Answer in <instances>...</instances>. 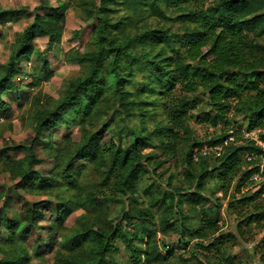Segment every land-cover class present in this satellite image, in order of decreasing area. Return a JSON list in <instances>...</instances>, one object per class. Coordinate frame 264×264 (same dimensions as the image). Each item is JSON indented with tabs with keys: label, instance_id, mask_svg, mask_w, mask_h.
Wrapping results in <instances>:
<instances>
[{
	"label": "rangeland",
	"instance_id": "obj_1",
	"mask_svg": "<svg viewBox=\"0 0 264 264\" xmlns=\"http://www.w3.org/2000/svg\"><path fill=\"white\" fill-rule=\"evenodd\" d=\"M97 2L98 0H0V66L5 65L9 54L19 47V38L34 17L50 15L61 3L68 7L59 43L49 46L46 38L36 36L32 43L35 53L17 62L19 68L14 79V90L3 96L7 107L4 112H0V151L21 147L20 151L13 153L19 160L33 155L34 160L38 161L34 170L50 179L52 186L38 192H27L22 188L20 178L11 179L3 172V162L0 161V223L22 222L26 211L34 204H38L36 211L44 215V221L38 225V229L28 236L19 232L11 235L0 225V264L94 263L97 258L92 252L96 249V243L92 238H86L87 232L110 234L115 230L128 239L135 238L131 240L132 246L141 253L144 251V240L155 234L161 251L172 252L170 264H181L177 262L178 259H185V264H225L227 257H236L234 264H264V222L257 227L246 222L252 206L240 202L249 193H253V186L243 178L240 188L236 190L241 178L235 179L227 188L216 178V174H209L202 184L200 194L204 203L197 206L199 210L192 209V205L186 202L179 208L183 217H188L189 228L193 230L200 226L201 209L219 211L218 233L201 242L204 247L216 245L215 250L206 251L194 245L193 239L189 240L186 250H182L177 234L159 233V224L163 218L169 219V223H174L177 231L179 230V216L167 212L166 200H169L170 191L177 190L178 194L194 192V182L183 161L188 152V144L191 140L197 143L207 142L209 138L224 131L223 124H218L216 128H206L196 122L201 113L208 109L205 104L207 98L202 93L195 96L197 106L189 113L190 119L185 132L178 131L181 140L176 156L166 160L154 172L149 168L150 173L141 178L136 193L131 196L124 195L117 189L115 175L107 176L99 160L90 162L88 158H84L73 162L69 168L66 166L78 148L91 136L94 137L93 146L97 145L99 137V152L104 154V149L111 144L113 149H124L132 132L146 136L155 126L166 123L165 103L156 97L160 88L153 85L152 77L141 72L142 66H136L135 71L122 76L119 86L115 85L114 76L109 74L108 67L105 66L100 74L106 84L102 102L86 116L69 113L66 127H57L35 135L37 115L52 111L64 98L70 84L87 76L86 65L71 61L95 51L96 41L90 36L94 23L86 24L83 39H78L76 35L80 30L81 20L85 18V11L94 9ZM114 9L112 18L125 26L124 32L118 30L114 34L117 41H127L135 35L147 33L149 36L144 42L156 44L160 41L157 32L167 31L170 34L179 30L178 24L169 20L178 16L175 7L164 8L163 12L153 14L141 10L136 12L133 7L126 10L116 6ZM163 45L164 42L154 47L148 58L159 53ZM137 47L135 44L130 49L140 58L143 51L141 47ZM150 49V46L144 47L145 52ZM164 50L169 54L176 51L171 48ZM43 64L47 65V71ZM124 65L123 60L120 67ZM122 93L127 95L128 100L125 114L119 111L118 106V95ZM231 124L229 129L232 133L228 132L226 143L212 149L203 146L194 154L192 169L196 173L201 170L211 171L215 167V160L224 152L222 147L231 144L239 146L241 137L238 131L246 127L245 123L239 118L234 119L233 123L231 121ZM142 155L150 157V167L156 165L157 161H163L159 149H146ZM103 157L107 159L106 154ZM107 163L106 169L109 167ZM244 170L246 166L242 165L241 171ZM66 175L72 179L69 186L63 180ZM164 195L167 198L162 202ZM257 203L264 208V202ZM62 204L65 219L59 224L57 219ZM139 211H147L153 217L143 228L134 220L130 223L125 220L126 213ZM218 237L225 238L219 240L220 245H217ZM162 245L166 248L164 251ZM113 246L115 251L106 258L107 261L132 264L130 253L119 239L114 241Z\"/></svg>",
	"mask_w": 264,
	"mask_h": 264
},
{
	"label": "trees",
	"instance_id": "obj_2",
	"mask_svg": "<svg viewBox=\"0 0 264 264\" xmlns=\"http://www.w3.org/2000/svg\"><path fill=\"white\" fill-rule=\"evenodd\" d=\"M116 6L126 10L133 7L136 12L141 10L152 14L163 12L164 8L175 7L178 16L169 20L177 23L179 30L170 34L167 31L157 32L160 41L156 44L144 42L149 36L147 33L135 35L127 41H117L114 34L118 30L124 32L125 26L112 18ZM67 8V4L61 3L51 11L50 15L34 17L20 36L19 47L9 54L6 64L0 66V112H4L7 107L3 99L4 94L14 90V79L19 68L17 62L35 53L32 43L36 36L46 38L49 46L59 43ZM84 14L85 18L81 20L76 37L83 39V33L87 29L86 24L94 23L95 27L90 36L96 41L95 51L83 57L73 58L71 62L86 65L87 76L71 83L64 98L52 111L37 115L35 135L49 132L57 127H66L69 113L86 116L92 108L102 102L106 93V84L100 74L105 66L108 67L109 74L114 76L116 86L121 84L122 76L135 71L136 66H142L141 72H146L152 77L153 85L160 88L156 97L161 98L165 103L166 123L155 126L146 136L132 132L124 149L121 147L113 149L111 144L104 149L107 161L103 157L104 154L99 152V137L97 145L93 146L94 137L91 136L78 148L66 166L69 168L70 164L84 158H88L90 162L99 160L107 176L115 175L117 189L124 195L131 196L136 193L141 178L150 173L149 168L154 172L156 168L164 165L166 160L176 156L181 140L178 131L185 132V126L190 119L189 113L197 106L195 96L202 93L207 98L205 104L208 109L201 113V117L197 118L196 122L206 128H216L218 124H223L224 131L209 138L207 142L197 143L191 140L188 144V152L183 157V161L190 179L194 182V192L178 194L179 191L172 190L169 200H166L167 196L164 195L162 202L163 200L168 202L167 212L179 216L177 219L180 221L179 232L174 223L170 224L169 219L163 218L159 224V233L177 234L182 250H186L190 239H193L194 245L206 251L215 250L216 245L204 247L201 242L218 233L219 211L201 209L200 226L197 230H193L189 228L188 217H183L179 208L186 202L192 205V209L199 210L197 206L204 203L200 194L202 184L209 174H216V178L227 188L235 179L241 178L236 186L238 190L242 178L244 181H249L255 173L254 169H249L247 166L246 170L241 171L243 165L241 155L256 151L249 145L231 144L222 147L224 152L215 160V167L211 171L201 170L196 173L192 165L194 154L203 146L212 149L226 143L227 134L231 131L229 127L234 119L240 118L248 130L260 128L264 123V0H98L94 9L87 10ZM162 42L164 45L159 49V53L148 58L152 49ZM135 44L142 48L141 59L131 52L130 48ZM145 46H150L149 52L144 51ZM165 48L176 51L169 54L164 50ZM123 60L125 65L120 67ZM43 67L47 71V65L43 64ZM190 95L193 97H188ZM118 106L119 111L125 114L128 107L125 93L118 95ZM146 149H159L163 161H157L156 165L150 167V157L142 155ZM20 150L21 147H16L12 150L0 151L3 172L11 179L20 178L21 186L27 192L50 188L52 186L50 179L42 177L39 171L34 170L38 161L34 160L33 155L22 160L13 156L14 152ZM105 163L109 164L108 169ZM63 180L67 186L72 184L69 175L64 176ZM252 186L253 193L244 197L240 204L252 206V212L247 216L246 222L257 227L264 222V208L259 207L257 203L264 202V185L252 184ZM36 207L38 204H34L26 211L22 222L2 221L0 225L4 226L11 235L19 232L28 236L44 221L43 213L36 211ZM63 211L62 204L57 219L59 224L65 219ZM152 218L147 211H139L133 214L126 213L125 220L128 223L134 220L143 228ZM86 238H92L96 243V249L92 254L97 260L90 264H114L106 258L115 251L113 243L116 239H119L130 253L132 264H170L173 258L172 252L161 251L155 234L149 235L144 240L142 253L132 246L131 240L135 238L128 239L117 230L110 234L88 231ZM217 239V245H220L219 240L225 238ZM161 248L163 251L166 249L164 245ZM236 260V257H227L225 264H234ZM177 262L185 264L187 261L178 259Z\"/></svg>",
	"mask_w": 264,
	"mask_h": 264
},
{
	"label": "built area",
	"instance_id": "obj_3",
	"mask_svg": "<svg viewBox=\"0 0 264 264\" xmlns=\"http://www.w3.org/2000/svg\"><path fill=\"white\" fill-rule=\"evenodd\" d=\"M230 132L232 133V130ZM238 132L241 137L239 145H249L256 149V151L245 152L241 155L243 165L255 170V173L249 178V182L255 185H264V123L260 128L248 130L244 127Z\"/></svg>",
	"mask_w": 264,
	"mask_h": 264
}]
</instances>
